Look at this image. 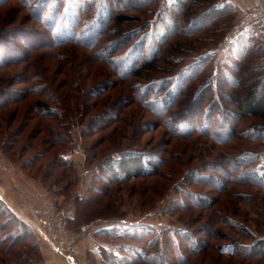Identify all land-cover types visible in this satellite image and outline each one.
<instances>
[{
	"label": "rangeland",
	"instance_id": "374dc122",
	"mask_svg": "<svg viewBox=\"0 0 264 264\" xmlns=\"http://www.w3.org/2000/svg\"><path fill=\"white\" fill-rule=\"evenodd\" d=\"M24 1L25 5L22 0H5L0 7V39L3 38V42L8 44L26 43L30 50L27 62L0 70V89L7 88L11 81L16 82L18 78H30L28 83H22L21 80L14 82L16 88H26L30 95L21 103L8 107L3 112L5 113L3 119L0 118V152L4 153L14 171V176H11L0 169V173L6 179L0 181V188L4 182L27 202L25 205H16L20 212L16 213L17 217L19 216L25 224H19L20 220L9 212H5L0 220V225L7 223V228L2 233L3 238L15 237L20 233L27 238L25 243L17 245L12 250L19 254H28L36 263L44 252L51 253L48 249L51 247L31 226L40 207L35 194L37 191H43L52 196L61 208L74 211L75 223L70 225L69 229L70 235H77L76 259L82 261V264H103L104 257L98 258L88 250L84 251L86 245L89 248L93 243L109 244L119 255L126 254L128 250L147 248L152 254L168 250L167 252L176 258L178 245L182 246L190 264H264V259L249 260L245 259L248 258L245 256H228L219 252V247L223 245L236 244L239 247L241 244L251 245L256 240L264 239V190L245 181L237 182L244 185L227 183L218 174L215 176H220L228 185L223 193L210 183L212 182L210 180H207V183L197 182L199 177L216 174L211 168L222 169L223 166V170H229L227 164L212 167V162L220 156L228 155L231 151L230 146L240 141L218 145L212 136L213 130L205 136L200 133L187 138L173 136L169 115L178 109L170 110L171 114L168 113L165 117L164 111L158 107L161 106L160 102H163L160 98L164 93L158 97L154 93L146 97L147 86L159 84L167 78L178 80L177 73L182 68L209 55L213 57L209 62H205L201 77L189 86L197 88L200 83L212 80L221 94L229 96L236 94L228 81L225 79L224 82L222 78L225 73L232 74V70L221 64L222 60L218 61L214 50L224 40L242 12L231 15L227 13L216 21L222 23V31L218 37L213 38V43L206 40L212 36L210 31L216 27L215 23L192 38L180 36L171 38L172 40L163 48V56L154 69L142 70L137 77L128 76L122 79L121 65L127 60L132 48L121 46L122 48L118 50V45H123L126 34H134L135 41L131 43L132 45L137 42L142 32H147L145 56L151 58L155 49L162 48V44L155 41L153 43L152 36L163 30V21L160 22V17L170 20L177 16L181 20L180 14L166 8L169 7V0L142 1L144 6L139 10L127 8L125 10L127 4H122L121 0H108L111 11L124 12L139 20L125 24L111 21L108 12L96 15L101 0H62V4L50 0L48 9L43 14V21L39 23L33 14L35 11L33 6H37L38 1ZM75 1H81V5L76 6ZM202 1H205L204 6L193 9L197 15L204 12L213 2L219 4L222 0H200ZM58 10L60 14L53 13ZM76 15L77 19L73 17ZM100 18H105L102 19V22L106 23L104 27H96ZM48 26H52L51 31L48 30ZM64 28L68 30L63 34ZM102 28L104 31L100 34ZM70 30H77V33L72 35ZM254 35H258L257 42L264 47V40L257 28ZM95 38L97 39L94 40ZM62 41H65L64 45L59 46L58 42ZM174 45L177 46L175 49ZM114 47L113 52L117 54L112 57L113 61L105 58L109 57V52ZM181 47L184 48L182 52H174L176 49L181 51ZM32 49L38 50L31 51ZM22 50L26 51V48L23 47ZM177 57L181 59L177 61L175 59ZM120 59L122 62L118 63ZM257 62L264 66V57L259 58ZM57 69L61 74L55 75ZM64 73H68L69 77H64ZM35 76L39 77L38 82L32 81ZM65 78L71 82V89H68V83H63L66 81ZM111 85L115 88H109ZM37 86L43 87L39 93L35 91ZM184 95L180 98L179 94L175 101L190 97ZM113 100H116L115 107L112 104ZM125 100L128 102L125 103ZM37 101L46 103L57 112L44 114L42 109L36 107ZM222 102L229 107L231 105L226 98L222 99ZM124 107L126 108L123 109ZM185 108L179 109L180 115ZM106 110L109 112L105 113ZM1 115L2 113L0 117ZM115 116L119 121L110 120ZM95 122H98L97 125ZM243 124L264 126V120L253 118ZM21 126L24 128L17 136L15 131ZM103 126L105 128L102 130ZM181 126L179 128L184 132L185 127L183 124ZM65 127L71 130L73 145L68 142L59 144L53 140L57 133L53 134L54 131H62ZM240 128H243V125ZM258 134L260 136L261 131ZM12 142L17 143V147L7 153L6 148ZM241 149L256 152L259 161L251 167L264 164V145L248 144ZM126 150L156 155L165 163L156 175L144 179L104 185L97 181L100 180V175L96 176V181L93 180L91 175L98 162L107 165L113 158H117L120 152ZM61 155L69 159L68 161L64 159L67 163L61 162ZM27 161H32L33 164L24 165ZM53 162L58 165L57 168L52 167ZM66 169L67 177L64 178L63 172ZM244 172L240 167L228 174L230 178L235 179ZM15 183L22 186L25 192L17 190ZM95 188H106L107 192L102 196L101 203L87 209V213L96 215L93 216L94 219L80 224L77 221L78 205L81 206L78 198L94 196ZM195 193L204 197L201 208L190 203V198ZM210 201L214 202L210 205ZM107 204L111 206L109 211L112 212L111 216L107 213ZM126 219L132 223H140L143 227L127 228L132 231L123 233L122 230L119 235L111 231L107 234L98 233L104 229L103 227ZM83 227L85 231L82 230ZM243 230H250L252 233L246 234ZM142 231H148L150 234L140 233ZM180 233H187L188 238L182 239ZM147 236L149 237L146 238ZM194 239L202 240L201 243H205L201 245H204L203 248L208 246L204 249V255L193 256L187 253V249L194 244ZM150 244L152 246L155 244V247L150 249ZM30 246L33 247L32 250H29ZM5 248L6 246H2L0 250V264H5L6 261L17 264L18 258L6 254ZM37 252L40 254L39 257L34 256ZM114 252L106 256L112 257Z\"/></svg>",
	"mask_w": 264,
	"mask_h": 264
},
{
	"label": "trees",
	"instance_id": "16d2710c",
	"mask_svg": "<svg viewBox=\"0 0 264 264\" xmlns=\"http://www.w3.org/2000/svg\"><path fill=\"white\" fill-rule=\"evenodd\" d=\"M5 0H0V7L3 6V2ZM38 1L37 6H33L35 9L34 15L36 16L39 23L43 21V14L46 13L48 9V3L50 0H35ZM56 3H63L62 0H55ZM142 1L147 0H121L122 4H127L125 8L133 10H139L142 6H144ZM233 2L235 1H225L223 0L218 4V2H213L211 6L206 7L207 9L199 13L197 15L196 10L193 9H199V7L204 6L203 3L205 1L200 2V0H169V7L166 6L167 9H170V11L176 12V14L181 15V20L176 17H172L170 20L167 18L160 17V22L163 23V30L161 32L156 33L153 36V43H160L162 44V48L155 49L153 56L151 58H146V46H147V32H142L143 34L140 36V38L137 40V42H134L132 45L131 43L134 40L135 36L134 34H126L123 45H118V50L121 49V46H128L132 48V52L127 57V60L125 62H122L121 59L118 63L122 62L123 65H121L122 68V79L127 78L128 76H138V74L142 70H152L155 68V65L161 60V56H163V48L168 45V43L172 40L171 38L174 37H187L192 38L193 36L197 35L198 33H201L202 31L206 30V28L210 27L215 23V28L210 31V34L212 35L210 38H208L206 41L208 43H213V38L218 37L221 34L222 31V23L216 21L220 18H222L224 15L232 14L234 13V6ZM22 3L25 5L26 1L22 0ZM77 3V4H76ZM76 6L81 5V1L77 2L75 1ZM36 5V4H35ZM58 6V5H57ZM29 7H32V5H29ZM193 7V8H190ZM60 8V7H56ZM226 10V12H225ZM228 10V11H227ZM193 11L195 13H193ZM108 12L111 21H115L118 24H125L129 22H139L138 18L134 16H130L129 14H126L124 12L118 13L111 11L110 3L107 0H101L99 4V10L96 15H101V13ZM54 14L58 13L60 14V11H54ZM73 13V12H72ZM75 19L78 18V16H73ZM69 19V18H68ZM101 20H97L98 26L104 27L106 23L102 22V19L105 20V18H100ZM155 25V24H154ZM95 27V28H96ZM90 27H88L89 29ZM221 29V30H220ZM48 30H52V26H48ZM68 29H63L64 32ZM95 30V29H94ZM91 31V29H90ZM97 31V29H96ZM103 28L100 30V34L103 33ZM143 31V30H142ZM255 31V29H254ZM253 32H247L243 34L236 42L232 45V47L223 55V58L221 59V64H225L227 67H229L232 70V74L225 73L222 75L223 81H228V84L230 85V88L236 92V94L230 95H223L220 92H218L219 88L213 85V81L210 80L209 82L200 83L199 86L190 87L194 81L199 79L201 77V74L203 73V67L205 65V62H209L213 55H209L203 58V60L200 61H194L192 64L184 67L181 69V71L178 74L179 79L174 80L173 78H167L161 81L159 84H152V86H147L146 89V97H148L150 94L154 93L158 96L161 95V93H164V96L160 99L163 100L161 103V109L164 111L163 116H167L168 113H170V110L176 108V109H182L184 107L185 111L180 115L179 113L181 110H177L174 112V114L169 115L170 123H172L171 132L173 136H179V137H191L194 134L200 133L201 135H209L210 131H212V136L215 140L219 143L218 145H229L233 141H240V143H236L232 146H230L229 149L231 151L228 152V155L226 154L223 156H220L218 159H215V162H212V167L216 165H225L227 164L229 170H223L221 168H211L212 171H214L216 174H210L205 177H199L197 182L200 183H207V180H210L216 188L220 190V192H225L227 190L228 185L223 182L220 176L223 177V179L226 180L227 183L235 184L239 181H245L250 182V184L257 185L260 189L264 190V164H259L256 167H251L256 161H259L258 156L255 154L253 150H243L241 149L243 146H246L248 144H259L264 145V126L260 124H250L248 126H244V122L249 119H262L264 120V66L258 64V59L264 57V47L261 44H258V35H254ZM72 35H75L77 33L76 31L70 30ZM93 32V31H91ZM94 33V32H93ZM63 34H60L61 36ZM224 34V31H223ZM252 34V35H251ZM59 36V37H61ZM98 36V35H97ZM248 36V37H247ZM247 37V39H246ZM95 38L94 40H96ZM155 39V40H154ZM65 41L58 42L59 46L64 45ZM72 42V41H71ZM70 42V43H71ZM130 45V46H129ZM171 44L169 45V47ZM25 47L26 51L22 50V48ZM177 46L174 45V49ZM32 48V47H30ZM113 49L109 52V57H105L108 59H113L112 57L115 56L117 53L113 52ZM179 49V47H178ZM176 49L177 53L182 52L184 49L181 47V51H178ZM38 49H32L31 51H35ZM30 50H28V45L26 43L24 45H19L18 43L14 44H8L3 42V38L0 39V70L4 68H8L10 66H14L16 64H22L27 62V59L29 58L28 53ZM185 53V52H184ZM182 54V53H181ZM215 54V52H214ZM165 55V54H164ZM176 55V54H174ZM172 55V56H174ZM253 57V58H251ZM177 61H179L181 58L177 57L175 58ZM113 61V60H112ZM108 62V61H107ZM109 63V62H108ZM110 64V63H109ZM220 64V65H221ZM59 69L55 71V75L61 74L58 73ZM68 76V73H64V77ZM176 74H174L175 78ZM173 77V76H172ZM29 77L27 78H18V80H21L22 83H28ZM66 79V78H65ZM226 79V80H225ZM39 77L35 76L32 81L38 82ZM16 81V82H17ZM15 81H11V83L6 87L0 89V114L1 119H3L4 114L3 113L8 107L19 104L22 101L25 100V98L30 95L28 90L26 88H16L14 85ZM220 82V80H219ZM63 83L69 84L68 89H71V82L69 79H66ZM190 88H189V87ZM62 87V84L60 85ZM114 86H109V88H112ZM169 87V88H168ZM42 86L35 87L36 92H40L42 90ZM175 88V90H174ZM66 91V90H65ZM105 91V90H104ZM103 91V92H104ZM34 92V90H33ZM37 93V94H38ZM186 93V94H185ZM208 93H210L208 95ZM232 93V92H231ZM180 94V98L184 95H188L186 100H180L175 101V98ZM221 94V95H220ZM140 96H138V99ZM225 98L229 101L230 107L226 104H223L222 99L225 100ZM140 101V100H139ZM128 102V100H125V103ZM116 100L112 101L113 106L115 107ZM159 103V105H160ZM185 104V106H184ZM37 108H40L43 110V113H56L57 110L50 108L46 103L42 101H37L35 103ZM234 107V108H231ZM70 109V106H68ZM124 107L123 109H125ZM65 109V108H63ZM120 109V108H119ZM109 110L105 113H108ZM15 115V114H14ZM13 115V116H14ZM12 116V115H11ZM12 116V117H13ZM109 115H107L108 118ZM162 116V117H163ZM16 115L14 116L15 119ZM106 118V119H107ZM94 119V118H93ZM103 119V118H102ZM110 120L119 121L117 116L111 118ZM168 120V121H169ZM98 122H95L94 124L97 125ZM105 124V123H103ZM185 127V131L183 132L182 129L179 127H182L181 125ZM243 125V128H240ZM24 126H21L15 131V134L18 136ZM105 127L103 126L102 130ZM181 132H179L180 130ZM261 131V135L259 136L258 132ZM57 132V133H56ZM55 137L53 138L55 143L60 142H68L69 144L73 145L72 142V136H71V130L65 128H62L61 130H55L53 134H55ZM17 147V143L12 142L9 147L6 148V152H11L13 148ZM76 155V153H75ZM65 156H60L61 162L64 164L67 162H64L63 158ZM69 159H65V161H68ZM33 161V160H32ZM27 161L24 165H32L33 162ZM164 161L160 160L158 156L156 155H150L144 152L139 151H133V150H126L124 152H120L117 156V158H113L111 161L107 163V165L98 162V166L95 168V170L92 173L93 180H97L96 176L100 175V180H97L99 183L104 184H110V183H120L125 182L128 180H135L138 178H146L151 177L157 174L160 167L164 165ZM63 164V165H64ZM23 165V166H24ZM159 165V166H158ZM62 166V165H61ZM25 167V166H24ZM53 168H57L58 165L53 162L52 164ZM65 167V165H64ZM158 167V168H157ZM242 167L244 169V173H242L240 176L233 179L230 178V174L238 168ZM66 170H64L63 175L64 178L67 177ZM68 172V171H67ZM220 176H215V175ZM59 179V178H58ZM215 180V181H214ZM244 185L243 183H237ZM214 187V188H215ZM93 188L90 189L92 191ZM106 188H95L94 196H89L87 198H78L79 202H81L82 208L79 207L77 209V221L80 224L87 223L94 219L91 215V212L87 213V209H90L91 207H95L97 204L101 203L102 196L105 195ZM101 196V198H99ZM191 204L193 206H197L198 208H201V205L204 203L203 199L204 197L200 194H192L191 196ZM214 202V201H213ZM210 201V205L213 203ZM202 203V204H201ZM0 205L2 209L0 210V220L4 217L5 212H9L12 216H16L17 214L13 212L8 205L2 200L0 196ZM103 205V204H102ZM61 208V207H60ZM108 211L107 213L112 215V212H109L111 210L110 204H107ZM7 211H4V210ZM109 217V216H106ZM20 221L19 224L25 222L18 216L17 217ZM74 218L70 225L75 223ZM79 219V220H78ZM237 225V224H235ZM27 226V225H26ZM238 226V225H237ZM28 227V226H27ZM7 223L4 222L0 225V250L2 249V246H6V254L8 255H14L18 258L17 264H39L42 258H39V262L36 263L34 261V258H30L28 254H19L18 252H14L12 249L17 247V245L23 244L27 241L26 236L23 234H17L15 237L6 236L3 238L2 233L6 230ZM18 229V228H17ZM19 230V229H18ZM124 230L125 232L132 231L131 229H110L106 230L105 232H101V234H107L111 231V233H117L118 235ZM249 231V232H248ZM244 233L249 234L252 233L250 230H243ZM100 233V232H98ZM142 234H150L148 231H142L140 232ZM182 239H187L188 236L187 233H180ZM129 235V234H125ZM143 235L140 237L142 238ZM173 236V235H170ZM147 236L146 238H148ZM174 237V236H173ZM215 237V236H212ZM42 240V239H41ZM202 241V240H201ZM200 240L194 239L192 244V247L188 248L187 253H191L193 256L205 253V248L208 247L206 245L205 248L203 246L205 243H201ZM180 244V243H179ZM204 244L203 246H201ZM26 246V245H25ZM108 249H101L102 257H104L103 264H190V260L188 256L186 257L183 253L182 246L178 247L176 246L178 253L177 257L172 255V253H168V250H163L161 253H154L152 254L148 252L147 248H137L136 251L134 250H128L126 254L119 255L118 253L114 252V248L111 245H107ZM155 247V244L153 246L150 244V249ZM28 248V246H26ZM33 247L30 246L29 250H32ZM147 249V250H146ZM114 252V256L108 257L106 255H110V253ZM219 252L222 255H228V256H245L249 260H256V259H264V239L256 240L254 244L251 245H245L241 244V246L237 247L236 244H228L223 245L219 247ZM39 252L36 253L38 257L40 254ZM41 253V252H40ZM105 254V256L103 255ZM19 255V257H18ZM169 255V256H167ZM5 264H16L12 261H6Z\"/></svg>",
	"mask_w": 264,
	"mask_h": 264
},
{
	"label": "built area",
	"instance_id": "2783aa9c",
	"mask_svg": "<svg viewBox=\"0 0 264 264\" xmlns=\"http://www.w3.org/2000/svg\"><path fill=\"white\" fill-rule=\"evenodd\" d=\"M223 1V0H222ZM221 1V2H222ZM236 1V0H225ZM250 7L243 10L229 29L224 40L214 50L218 55L225 54L232 45L247 32H253L257 28L264 40V0H249ZM0 169L11 176L14 171L3 152H0ZM17 190L25 192V189L18 183L14 184ZM35 198L39 202V210L35 221L31 223L33 230L54 250L55 254L68 255L71 258L77 257L76 238L77 235H70V222L75 218V213L69 208H60L58 202L43 191H37ZM110 227V228H109ZM143 227L140 223H132L129 220H119L104 229H127ZM85 231V227L82 229ZM100 231V230H99Z\"/></svg>",
	"mask_w": 264,
	"mask_h": 264
},
{
	"label": "crops",
	"instance_id": "0c3cea01",
	"mask_svg": "<svg viewBox=\"0 0 264 264\" xmlns=\"http://www.w3.org/2000/svg\"><path fill=\"white\" fill-rule=\"evenodd\" d=\"M234 6V14L241 13L243 10H246L250 7V1L249 0H236L233 2ZM218 57V61H220L223 58V55H218L215 53ZM4 179V180H3ZM6 181L3 174L0 173V181ZM0 188V196L2 200L8 205V207L15 213L19 212L16 205L19 204H26L27 202L22 199L20 196H18L15 192H13L4 182L1 185ZM20 213V212H19ZM110 230V229H106ZM106 230H100L98 232H105ZM48 246H50L48 244ZM51 247V246H50ZM88 246L84 248V251L88 250L89 252L93 253L96 257L101 258V249H108L109 247L107 244H95L93 243L89 248ZM50 252H44L43 253V259L40 261L39 264H82V261L77 260L76 258H71L68 255H56L54 250L51 248H48Z\"/></svg>",
	"mask_w": 264,
	"mask_h": 264
},
{
	"label": "bare ground",
	"instance_id": "6f19581e",
	"mask_svg": "<svg viewBox=\"0 0 264 264\" xmlns=\"http://www.w3.org/2000/svg\"><path fill=\"white\" fill-rule=\"evenodd\" d=\"M58 255H61V254H58Z\"/></svg>",
	"mask_w": 264,
	"mask_h": 264
}]
</instances>
